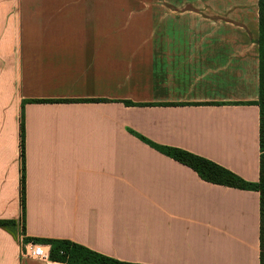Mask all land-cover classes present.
Segmentation results:
<instances>
[{"label":"crops","instance_id":"obj_1","mask_svg":"<svg viewBox=\"0 0 264 264\" xmlns=\"http://www.w3.org/2000/svg\"><path fill=\"white\" fill-rule=\"evenodd\" d=\"M258 19L247 0H0V221L17 224L0 264H60L23 257L22 237L261 264L260 194L141 140L259 182Z\"/></svg>","mask_w":264,"mask_h":264},{"label":"trees","instance_id":"obj_2","mask_svg":"<svg viewBox=\"0 0 264 264\" xmlns=\"http://www.w3.org/2000/svg\"><path fill=\"white\" fill-rule=\"evenodd\" d=\"M259 6V100L256 105L260 111V179L258 183L247 182L234 173L226 170L225 168L187 151L159 147L143 138L142 141L150 145L153 149L165 154L166 156L174 159L175 161L194 170L199 177L208 183L225 186L229 188L255 191L261 196L262 202L264 201V0H257ZM22 187H23V200L25 193V151L24 139L22 141ZM25 209V202L23 210ZM25 212V211H24ZM263 204L261 206V255L260 262L264 264V227H263ZM16 222L0 221L2 228H15ZM29 241V240H26ZM35 243L46 244L50 246V261L60 264H131L121 262L119 260L97 254L91 250L82 247L78 244L69 241H56V240H33Z\"/></svg>","mask_w":264,"mask_h":264},{"label":"built area","instance_id":"obj_3","mask_svg":"<svg viewBox=\"0 0 264 264\" xmlns=\"http://www.w3.org/2000/svg\"><path fill=\"white\" fill-rule=\"evenodd\" d=\"M24 253L23 257H29L39 261L50 260V246L43 244H36L34 242L25 243V239L22 237Z\"/></svg>","mask_w":264,"mask_h":264},{"label":"rangeland","instance_id":"obj_4","mask_svg":"<svg viewBox=\"0 0 264 264\" xmlns=\"http://www.w3.org/2000/svg\"><path fill=\"white\" fill-rule=\"evenodd\" d=\"M247 6L248 8L252 9L254 12L256 20L258 19V13H259V6H258V1L257 0H247ZM258 24H259V19H258Z\"/></svg>","mask_w":264,"mask_h":264}]
</instances>
